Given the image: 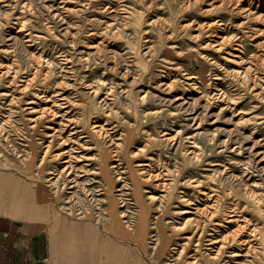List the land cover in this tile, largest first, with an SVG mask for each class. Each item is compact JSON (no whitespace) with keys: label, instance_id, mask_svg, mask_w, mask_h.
<instances>
[{"label":"rangeland","instance_id":"374dc122","mask_svg":"<svg viewBox=\"0 0 264 264\" xmlns=\"http://www.w3.org/2000/svg\"><path fill=\"white\" fill-rule=\"evenodd\" d=\"M0 169L133 264H264V0H0Z\"/></svg>","mask_w":264,"mask_h":264},{"label":"crops","instance_id":"0c3cea01","mask_svg":"<svg viewBox=\"0 0 264 264\" xmlns=\"http://www.w3.org/2000/svg\"><path fill=\"white\" fill-rule=\"evenodd\" d=\"M50 201L44 188L0 169V264H133L124 235Z\"/></svg>","mask_w":264,"mask_h":264},{"label":"bare ground","instance_id":"6f19581e","mask_svg":"<svg viewBox=\"0 0 264 264\" xmlns=\"http://www.w3.org/2000/svg\"><path fill=\"white\" fill-rule=\"evenodd\" d=\"M223 40V39H222ZM57 93V92H56ZM36 118V117H35ZM93 126H95V125H93ZM98 126V125H97ZM85 127V126H84ZM96 128V127H95ZM75 130V129H74ZM86 130V129H85ZM83 131V130H82ZM106 132V131H105ZM63 141V140H62ZM66 153V152H65ZM104 164V163H103ZM104 166V165H103ZM108 167V166H107ZM110 177V176H109ZM149 177V176H148ZM157 178V177H156ZM159 178V177H158ZM132 180V179H131ZM173 180V179H172ZM173 182V181H172ZM134 183V182H133ZM158 184V183H157ZM113 185V184H112ZM131 185V184H130ZM164 185V184H163ZM132 187V186H131ZM167 187V186H166ZM105 190V189H104ZM168 190V189H167ZM213 190V189H212ZM110 191V190H109ZM168 192V191H167ZM209 194V193H208ZM169 196V195H168ZM138 197V196H137ZM216 201V200H215ZM217 202V201H216ZM141 203V202H140ZM139 204V203H138ZM232 209V208H231ZM188 211V210H187ZM217 211V210H216ZM114 212V211H113ZM146 213V212H145ZM146 217V216H145ZM94 218V217H93ZM112 218H113V223H117V230L119 231L118 233H120L121 231H122V233L123 234H125V235H130V233L127 231V230H125V227H124V225H123V223L121 222V220L119 219V216H117V215H114V216H112ZM236 218V217H235ZM204 222H206V221H204ZM113 223H112V227H113ZM202 223H203V221H202ZM146 225V221L144 220V218H141L140 219V224H139V230H141V231H143V229L146 227L145 226ZM198 225V224H197ZM145 226V227H144ZM114 228V227H113ZM196 228V227H195ZM194 233V232H193ZM197 233V232H196ZM200 235V234H199ZM244 235V234H243ZM249 237V236H248ZM251 237H253V236H251ZM263 238V237H262ZM189 239V238H188ZM253 239V238H252ZM190 240V239H189ZM231 240H232V238H231ZM213 241V240H212ZM260 241V240H259ZM263 241V240H262ZM261 241V242H262ZM237 242H239V243H241L240 241H237ZM246 242V241H245ZM209 243V242H208ZM244 243V242H243ZM264 243V242H263ZM220 252V251H219ZM236 256H238V255H241V254H235ZM255 258V257H254ZM260 258H262V257H260ZM259 258V259H260ZM264 263V262H263Z\"/></svg>","mask_w":264,"mask_h":264}]
</instances>
